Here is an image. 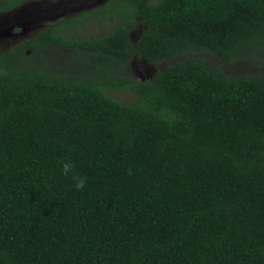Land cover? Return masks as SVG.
Wrapping results in <instances>:
<instances>
[{
    "label": "trees",
    "instance_id": "16d2710c",
    "mask_svg": "<svg viewBox=\"0 0 264 264\" xmlns=\"http://www.w3.org/2000/svg\"><path fill=\"white\" fill-rule=\"evenodd\" d=\"M115 2L108 34L82 13L0 54V264H264V71L225 68H264V0ZM47 48L73 52L29 64Z\"/></svg>",
    "mask_w": 264,
    "mask_h": 264
},
{
    "label": "rangeland",
    "instance_id": "374dc122",
    "mask_svg": "<svg viewBox=\"0 0 264 264\" xmlns=\"http://www.w3.org/2000/svg\"><path fill=\"white\" fill-rule=\"evenodd\" d=\"M113 0H28L20 7L9 13H0V54H9L13 51L18 42L33 38L39 31L56 24L61 21L67 20L71 16L81 15L86 13V17L76 23L77 28L72 29V33H76V39L82 40L90 37H100L108 34L117 25V17L113 7H119V4L111 3ZM116 4V5H115ZM111 5V6H110ZM115 5V6H114ZM113 14V17L107 15ZM142 26L130 27L129 37L131 44L136 46ZM26 57L33 58L27 63L39 64L41 57L49 58V61H62L68 60L72 50H55V48H47L40 52L26 49ZM201 57L204 54L199 53ZM196 56L192 53L180 56L179 58H190ZM243 61H238L232 66H225L226 69L233 72L247 70L251 73H259L264 71L260 68L261 63L259 60L252 61L247 58L246 54L242 52ZM182 59L165 60L157 65L145 66L141 64L140 59L131 61L132 64L126 66L123 74L133 76L140 80H152L158 73L169 65H173ZM208 63L216 64L218 60L213 56H205ZM85 59L82 57L81 62ZM77 62V61H74ZM21 65L20 61L16 60L15 67ZM218 65V64H217ZM28 66V65H27ZM29 67V66H28ZM73 67V66H72ZM114 97L119 100H129L130 95L126 91H117Z\"/></svg>",
    "mask_w": 264,
    "mask_h": 264
},
{
    "label": "clouds",
    "instance_id": "9594fccd",
    "mask_svg": "<svg viewBox=\"0 0 264 264\" xmlns=\"http://www.w3.org/2000/svg\"><path fill=\"white\" fill-rule=\"evenodd\" d=\"M60 167L62 174L66 177L71 174V179L75 182V188L79 190H83L86 183V178L79 176L75 172V165L70 160H64L60 162Z\"/></svg>",
    "mask_w": 264,
    "mask_h": 264
},
{
    "label": "flooded vegetation",
    "instance_id": "af4514ba",
    "mask_svg": "<svg viewBox=\"0 0 264 264\" xmlns=\"http://www.w3.org/2000/svg\"><path fill=\"white\" fill-rule=\"evenodd\" d=\"M62 1H74V0H62ZM134 60H136L137 58H133ZM141 62V64H143V65H145V66H151V64H146V63H144L143 61H140Z\"/></svg>",
    "mask_w": 264,
    "mask_h": 264
}]
</instances>
